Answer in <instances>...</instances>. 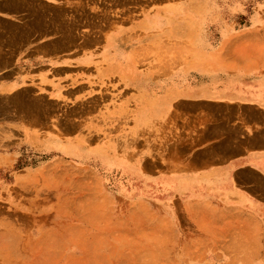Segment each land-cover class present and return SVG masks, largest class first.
I'll use <instances>...</instances> for the list:
<instances>
[{
  "label": "rangeland",
  "instance_id": "obj_1",
  "mask_svg": "<svg viewBox=\"0 0 264 264\" xmlns=\"http://www.w3.org/2000/svg\"><path fill=\"white\" fill-rule=\"evenodd\" d=\"M76 1L77 12L45 9L43 19L46 18L50 25L60 23L59 28L55 24L52 26L55 31L63 29L62 23L71 19L63 25L65 29L73 24L76 26H71L73 31L67 28L66 32L80 30L89 34L95 26L100 31L105 29L108 26L106 19L109 26L117 23L128 26L129 22L137 25L144 14L152 15L156 9L184 0ZM207 7L211 16L206 23L198 22L194 26V32L199 35L179 38L131 35L137 40L148 37L139 44H151L137 50V65L155 64L164 79H173L179 85L201 80L235 83L232 77L243 72L246 82L252 78L261 81L264 72L258 70L264 69V0H208ZM91 22L98 24L93 26ZM52 27L49 26L50 31H53ZM13 30L14 25L0 26V63L7 62L5 58L8 62L12 60L9 63L21 58L12 54L15 45L20 43L16 35H11ZM69 34L66 37L59 35L58 42L52 40L58 35H47L52 37L49 41L57 43L51 45L52 41H48L50 45H45L48 50L43 47L46 50L43 51L50 53L53 49L51 53H54L66 46L74 48L67 45L73 37L76 40L73 39L72 44L87 37L85 39L90 41L84 39L83 45L84 41L88 46L95 45L98 40L100 46L107 37L83 35V38ZM93 37L97 38L95 43L91 40ZM155 37L158 40L155 41ZM88 46L83 48H91ZM135 56L130 58L133 62ZM4 63L3 67L8 65ZM13 75L15 72H8L3 77ZM31 84L35 87L19 90L11 97L0 96V118L10 121L11 117L20 128L31 133L30 137L20 136V146L11 151L16 157L14 170L42 165L49 168L32 183L16 184L8 176L0 179V228L3 230L0 264H220L210 263L205 257L207 252L217 251L214 246L219 237L213 239V236L218 233L208 237L198 224L208 223L210 218L219 223L223 217L218 215L222 205L215 200L193 199L186 195L177 197L178 190L191 185L167 182L175 178H156L155 157L167 153L155 151L153 125L144 121L140 132L139 121L109 119L100 111L106 106V102L102 103L106 100L104 96L117 93L112 90L114 82L108 83L109 86L100 82L98 86L85 79L83 87L77 90L74 87L80 83L75 81L60 86L38 81H31ZM194 88L184 84L180 89L170 85L164 91L158 90L161 96H175L187 95ZM80 95L82 99L75 100ZM59 131L67 140L78 134L82 141L75 146L61 147L66 157L54 163L59 155L52 150L56 144L50 141L49 135ZM144 151H147L146 157L142 155ZM75 153L85 156L80 159ZM99 157L100 163L97 162ZM162 162L161 166L165 168V157ZM48 172L56 176H45L52 182H42L44 173L47 175ZM211 214L214 217H210ZM198 218L201 220L197 221ZM172 224L181 239L190 240L188 255L177 253L181 248L168 246ZM10 227L16 229L17 236L4 232Z\"/></svg>",
  "mask_w": 264,
  "mask_h": 264
},
{
  "label": "crops",
  "instance_id": "obj_2",
  "mask_svg": "<svg viewBox=\"0 0 264 264\" xmlns=\"http://www.w3.org/2000/svg\"><path fill=\"white\" fill-rule=\"evenodd\" d=\"M10 5H15V9H11ZM77 7L76 0L70 3L67 0H0V26L19 25L15 28L17 31L14 29L15 32L11 34L20 41L12 54L21 57L0 68V96L35 87L31 81L59 86L75 81L80 83L75 89L83 87L82 81L85 79L98 86L100 82L107 86L114 82L112 90L117 93L104 96L106 100L102 103L106 102V106L100 111L109 119L139 121L140 132L144 121L153 125L155 151L167 153L155 157L156 178H175V183L191 185L178 190L177 197L186 195L193 199L215 200L222 205L218 215L223 217L219 223L210 218V222L198 224L208 237L218 233V236H213V239L219 237L214 246L217 251H209L205 256L209 262L264 264V76L261 81L252 78L246 82V73L243 72L232 77L235 83L201 80L179 85L173 79H164L157 65L138 66L136 61V78L117 79V75H107L102 71L107 65L102 59L105 38L101 47L93 44L89 49L80 47L50 54L44 52L43 45L52 38L47 35H67L65 28L60 33L54 30L50 32L51 25L42 16L45 9L65 12ZM92 29L90 34L77 30L71 35H114L117 44L134 54L144 45L151 44H139L146 37L137 40L130 35H167L153 26L143 28L140 22L137 25L129 22L128 26L117 23L101 31ZM156 38L155 41L158 40ZM155 41L152 42L154 45ZM127 42L134 44L131 46ZM258 71L264 72V69ZM8 72H15V75L4 78L3 75ZM184 84L195 88L187 95L170 97L161 96L158 90L164 91L170 85L180 89ZM80 99L81 95L75 100ZM3 120L0 118V179L8 176L16 184L36 182V178L49 167L26 166L22 170H14L16 157L11 153L20 146L19 137H30L31 133L20 128L19 123L11 117L10 121ZM62 135L61 131L49 135L50 141L56 144L52 150L59 155L54 163L66 157L61 147L75 146L82 141L78 134L68 140ZM142 155L146 157L147 151ZM164 157L167 163L165 168L161 166ZM45 176L52 178L56 175L44 173L42 182H52L51 179L46 180ZM209 216L214 217L213 214ZM2 232L0 228V234ZM4 232L13 237L18 234L13 227ZM190 244V240L179 237L178 229L172 224L168 246L181 248L177 253L186 252L188 255Z\"/></svg>",
  "mask_w": 264,
  "mask_h": 264
},
{
  "label": "bare ground",
  "instance_id": "obj_3",
  "mask_svg": "<svg viewBox=\"0 0 264 264\" xmlns=\"http://www.w3.org/2000/svg\"><path fill=\"white\" fill-rule=\"evenodd\" d=\"M15 1H17V0H15ZM155 1V0H154ZM10 2V1H9ZM161 2H163V1H161ZM207 2H208V0H184L183 2H181L180 4L179 3H177L176 5H169V6H165V7H163L162 9H156V11L152 14V15H150V14H144L143 15V20H142V22L140 23V26L141 27H143V28H148V27H151V26H153L154 28H156V29H158V30H161V31H165L166 32V34H167V36L168 37H170V38H176V37H183V35H199V33H195L194 32V26L198 23V22H204V23H206V21H207V19L211 16V13H210V11L208 10V7H207ZM115 3V2H114ZM144 3V2H143ZM151 3V2H150ZM154 3V2H153ZM7 4H9V3H7ZM14 4H17L16 2L14 3ZM85 4V3H84ZM111 4V3H110ZM76 5V4H75ZM81 5H83V4H81ZM123 5H125V4H123ZM6 6V5H5ZM9 6V5H8ZM10 7H11V9H15L14 7H15V5H14V7L13 6H11L10 5ZM10 7H8V8H10ZM13 7V8H12ZM18 7H20L19 5H18ZM18 7H16V8H18ZM38 7V6H37ZM126 7V6H125ZM55 8V7H54ZM10 9V10H11ZM27 9V8H26ZM67 9V8H66ZM71 9H73V10H75V8H71ZM22 10V9H21ZM28 11V10H27ZM35 11V10H34ZM66 11V10H65ZM76 12H77V10H75ZM75 11H73V12H75ZM102 11V10H101ZM29 12V11H28ZM75 12V13H76ZM57 13V12H56ZM83 13V12H82ZM53 14V13H52ZM70 15V14H69ZM68 15V16H69ZM104 14H102L101 15V17L103 16ZM105 15H107V13H105ZM67 16V17H68ZM71 16V15H70ZM66 17V18H67ZM72 17V16H71ZM75 17H77V16H75ZM95 17V16H94ZM105 17V16H104ZM112 17V16H111ZM35 18V17H34ZM73 18H74V16H73ZM72 18V19H73ZM82 18V17H81ZM106 18V17H105ZM63 19H65V18H63ZM68 19V18H67ZM102 19V18H101ZM34 20V19H33ZM69 20H71V19H69ZM69 20L67 21V22H69ZM100 20V19H99ZM103 21L105 20V19H102ZM108 19H106V22L108 23V21H107ZM212 20V19H211ZM210 20V21H211ZM57 21V20H56ZM80 21V20H79ZM82 21V20H81ZM81 21H80V24H82L81 23ZM37 22H39L38 20H37ZM53 22V21H52ZM51 22V23H52ZM64 22V21H63ZM67 22H65V24L64 23H62L63 25H66V23ZM87 22H89V21H87ZM112 22V21H111ZM36 23V22H35ZM74 23V22H73ZM92 23V22H91ZM106 23V25H108L109 26V24H107ZM110 23V22H109ZM14 24V29L17 27V26H19V25H16V27H15V23H13ZM17 24V23H16ZM40 24V23H39ZM55 23L53 22V25H54ZM60 23H58V25H59ZM72 24V23H71ZM93 24V23H92ZM91 24V25H92ZM96 24H98V23H96ZM95 23L93 24V26H95L96 25ZM99 24H101V22L99 23ZM105 24V23H104ZM46 25V24H45ZM53 25H51V27L53 26ZM56 25V24H55ZM58 25H56L57 26V28H59L58 27ZM62 25V27H63V29L65 28V26H63ZM68 25L70 26V24L68 23ZM74 25V24H73ZM73 25H71L72 26V28H73ZM168 26V28L166 27V29H162V27H164V26ZM198 25V24H197ZM42 26V25H41ZM60 27H61V25H59ZM71 26L68 28V29H70L71 28ZM74 26H76V24L74 25ZM81 26H84V24L83 25H81ZM103 26V25H102ZM105 26V25H104ZM55 27V26H54ZM77 27H78V24H77ZM97 26H95V28H96ZM111 27V26H110ZM11 28V27H10ZM22 28V27H21ZM37 28H39V27H37ZM41 28V27H40ZM53 28V27H52ZM56 28V29H57ZM67 28L66 29H64V30H67ZM79 28V27H78ZM196 28V27H195ZM8 29V28H7ZM50 29V28H49ZM55 28H53V30H54ZM62 29V28H61ZM61 29H59V31L61 30ZM3 30V29H2ZM11 30V29H10ZM16 30V29H15ZM43 30V29H42ZM58 30V29H57ZM71 30V29H70ZM70 30H68V31H70ZM74 29H72L71 31H73ZM99 30V29H98ZM14 31V30H13ZM17 31V30H16ZM39 31H41V30H39ZM38 31V32H39ZM52 31V30H51ZM50 31V32H51ZM55 31V30H54ZM59 31H57V32H59ZM6 32V31H5ZM10 32V31H9ZM15 32V31H14ZM56 32V31H55ZM54 32V33H55ZM61 32V31H60ZM59 32V33H60ZM7 33V32H6ZM5 33V34H6ZM13 33V32H12ZM68 34H69V32H67ZM72 33V32H71ZM70 33V34H71ZM74 33H76V31L74 32ZM1 34V33H0ZM2 34H4V32L2 31ZM7 34H10V33H7ZM69 34V35H70ZM90 34V33H89ZM29 35V34H28ZM67 36V38L69 37L70 38V36L72 37V35H70V36ZM80 35V34H79ZM30 36V35H29ZM64 36V35H63ZM74 36V35H73ZM77 36V35H76ZM81 36V35H80ZM94 36V35H93ZM96 36V35H95ZM131 36V35H130ZM133 36V35H132ZM144 36H146V35H144ZM10 37H11V35H10ZM54 37V36H53ZM56 37V36H55ZM60 36L58 35V37H56V39H52V40H57V39H60L59 38ZM64 37H66V35L64 36ZM64 37H62V39L64 40V39H67V38H64ZM82 37H83V35H82ZM92 37V36H91ZM97 37V36H96ZM95 37V38H96ZM22 38V37H21ZM84 38V37H83ZM85 38H87V37H85ZM84 38V39H85ZM94 37L93 38H91V40H92V42L94 41V39H95ZM98 38H99V36H98ZM100 38H101V36H100ZM147 39H148V37H146ZM11 39V38H10ZM9 39V40H10ZM72 38H70V40H71ZM73 39H75L76 40V38L75 37H73ZM73 39L71 40V41H73ZM83 39V40H84ZM97 39V38H96ZM7 40V39H6ZM16 40V39H15ZM18 40V39H17ZM17 40H16V43H17ZM21 40H23V38L21 39ZM32 40H34V39H32ZM51 40V41H52ZM62 40V41H63ZM74 40V41H75ZM80 40H82V39H80ZM79 40V41H80ZM82 40V41H83ZM86 41L87 40H89V39H85ZM27 41V40H26ZM25 41V42H26ZM51 41H49V42H51ZM55 41H52L51 42V45H54V42ZM59 40H57V42H58ZM67 41V40H66ZM69 41V40H68ZM67 41V42H68ZM71 41H69V43H67V45H73L74 46V48H76L75 47V45L74 44H77V46L80 44V46L81 47H86V46H88V45H86V41H84V45H86V46H84L83 44H82V41L80 42V43H76V42H74L73 44L71 43ZM90 41V40H89ZM88 41V42H89ZM97 41L98 40H96L95 42H93V43H95V45L96 44H99L100 42H98L97 43ZM24 42V41H23ZM23 42H22V44H23ZM57 42H55V43H57ZM60 42H61V40H60ZM102 42V41H101ZM61 43H63V42H61ZM90 43V42H89ZM8 44H10V46H11V43H8ZM7 44V45H8ZM18 44H20V43H18ZM21 44V45H22ZM42 44V43H41ZM40 44V45H41ZM47 43H45V45H46ZM83 46H82V45ZM88 44V43H87ZM127 44H130L131 46L134 44V43H128L127 42ZM39 45V46H40ZM45 45H43L44 47H45ZM48 45H50V44H47V46ZM63 45H65L66 46V44H63ZM62 45V46H63ZM2 46V45H1ZM14 46V45H13ZM16 46L17 45H15V47L14 48H16ZM38 46V47H39ZM45 47V49H47L48 47ZM91 46H93V45H91L90 44V46H88V47H91ZM67 47V46H66ZM66 47L65 48H63V50H65V51H68V50H70V48H72L71 46H70V48H68L67 47V49H66ZM6 48V47H5ZM17 48H18V46H17ZM34 48V47H33ZM32 48V49H33ZM40 48V47H39ZM43 48V47H42ZM55 48V47H54ZM56 48H59V47H56ZM77 48H79V47H77ZM38 49V48H37ZM41 49V48H40ZM45 49H43V50H45ZM49 49H50V46H49ZM60 49V48H59ZM125 49H126V47L125 46H120L119 44H117L116 43V39H115V36L114 35H108L107 37H106V39H105V45H104V47H103V55H102V59L104 60V61H106L107 62V65H106V67L102 70L103 72H105V73H107V75L109 74H114V75H117V79H122V78H127V79H134V78H136L137 77V71H136V69H135V62H136V60H137V58H136V54H134V53H131L130 51L129 52H126L125 51ZM0 50H1V48H0ZM48 50V49H47ZM55 50H58V49H55ZM62 50V51H63ZM34 51V50H33ZM46 51V50H45ZM51 51H53V49L51 50L50 49V53H51ZM61 51V50H60ZM61 51V52H62ZM2 52V51H1ZM41 52H42V50H41ZM48 52V51H47ZM64 52V51H63ZM30 53V52H29ZM38 53V52H37ZM49 53V54H50ZM53 53V52H52ZM48 54V53H47ZM77 55V54H76ZM73 56V55H72ZM135 56V58H134V62H133V60L132 59H130V58H132V57H134ZM7 57V56H6ZM63 57V56H62ZM71 57V56H70ZM10 59V58H9ZM5 60H7V62L5 61V63H8V64H10L9 62L10 61H12V60H10L9 62H8V59H6L5 58ZM2 60H0V62H1ZM3 63H4V61H3ZM3 63H0V65L2 66L3 65ZM4 63V64H5ZM5 65H7V64H5ZM4 65V66H5ZM3 67V66H2ZM132 68H134V69H132ZM56 69V68H55ZM58 69V68H57ZM61 69H63V68H61ZM68 69V68H67ZM100 69V68H99ZM73 70V69H72ZM98 70V69H97ZM60 71V69L58 70V72ZM64 71V70H63ZM61 72V71H60ZM59 72V73H60ZM101 72V71H100ZM53 73H55V72H53ZM123 82V81H122ZM125 82V81H124ZM14 85V84H13ZM15 85H17V84H15ZM85 87V86H84ZM29 88V87H28ZM77 90V89H76ZM81 90V89H80ZM193 90V89H192ZM191 91V90H190ZM67 92V91H66ZM80 92V91H79ZM68 93V92H67ZM67 93H66V95H67ZM190 93V92H189ZM17 95V94H16ZM15 95V96H16ZM10 96V95H9ZM14 96V95H13ZM18 96V95H17ZM17 96H16V98H17ZM20 96V95H19ZM24 96V95H23ZM11 97V96H10ZM41 97V96H40ZM101 97H102V95H101ZM163 97H170V96H163ZM18 98H21V96L20 97H18ZM36 98V97H35ZM10 99V98H9ZM30 99V98H29ZM37 99V98H36ZM17 100H19L20 101V99H17ZM34 100V99H33ZM26 101H28V99L26 100ZM26 101H25V103H26ZM94 101V100H93ZM31 102V101H30ZM29 103V102H28ZM152 103V102H151ZM32 104V103H31ZM47 104V103H46ZM51 104V103H50ZM49 104V105H50ZM28 105V104H27ZM48 105V104H47ZM45 106V105H44ZM53 106V105H52ZM46 107V106H45ZM77 107V106H76ZM50 108V107H49ZM77 109V108H76ZM51 110V109H50ZM42 111V110H41ZM43 112V111H42ZM86 112V111H85ZM72 113V112H71ZM67 114H69V113H67ZM45 115V114H44ZM43 115V116H44ZM63 115H64V113H63ZM25 116V115H24ZM39 116V115H38ZM41 116V115H40ZM46 116V115H45ZM49 117V116H48ZM66 117V116H65ZM47 119V118H46ZM37 120V119H36ZM61 121V120H60ZM73 123V122H72ZM75 123V122H74ZM67 125V124H66ZM72 125V124H71ZM64 126V125H63ZM76 154V153H75ZM76 155H78L79 156V158L80 159H82L81 157H83V155L85 156V154H82V153H80V154H76ZM104 161V160H103ZM95 162V161H94ZM97 162L98 163H100V162H102V159L99 157V158H97ZM96 162V163H97ZM105 162V161H104ZM174 180L175 179H168L167 180V182H169V183H172V184H175V185H179L180 183H185V182H177V183H175L174 182ZM171 187H169V189H170ZM174 189H175V187H173ZM183 188H186V187H184V185H183ZM167 189V188H166Z\"/></svg>",
  "mask_w": 264,
  "mask_h": 264
}]
</instances>
